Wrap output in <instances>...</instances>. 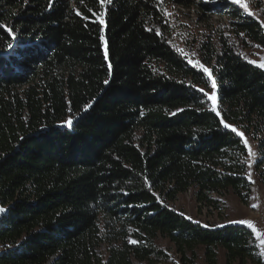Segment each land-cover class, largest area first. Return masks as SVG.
Instances as JSON below:
<instances>
[{
    "label": "trees",
    "instance_id": "16d2710c",
    "mask_svg": "<svg viewBox=\"0 0 264 264\" xmlns=\"http://www.w3.org/2000/svg\"><path fill=\"white\" fill-rule=\"evenodd\" d=\"M164 2L0 0V264L253 255L246 225L204 224L173 202L247 201L239 131L258 144L264 184V69L248 59L264 47V0H249L253 12L171 0L202 20L228 15L198 32Z\"/></svg>",
    "mask_w": 264,
    "mask_h": 264
},
{
    "label": "rangeland",
    "instance_id": "374dc122",
    "mask_svg": "<svg viewBox=\"0 0 264 264\" xmlns=\"http://www.w3.org/2000/svg\"><path fill=\"white\" fill-rule=\"evenodd\" d=\"M232 1L238 6L244 8L247 12L254 11L252 5L249 3V0H239V2H236V0ZM164 3L168 6L167 10L169 13L174 14L175 17L177 16L180 21L189 27V32L191 30L192 32L206 30L211 25L223 24L229 19L228 15L225 13L223 15L210 14L207 15L205 20H202L200 18L201 9L199 11L194 5L188 8L175 4L174 2L172 3L171 0H165ZM186 33L187 32H185V34ZM185 53L189 56L188 58L192 64L200 68L201 64H197L198 60L193 56V54L190 51ZM248 59L251 62L255 61V64L258 66L259 64L264 63V47L255 48L251 53H249ZM213 91L216 93L217 110L219 105L218 85L216 89H212L210 86L207 90V95L210 96ZM210 101L213 106L212 100ZM238 133L242 132L239 131ZM242 137L243 140H247L248 146H250L252 151L255 153L254 156L248 155L247 157L248 178L253 185L250 196L246 202L239 201L235 197L227 196L217 206H200L194 200L192 193L189 191L186 194L179 195L173 204L190 218L204 224L210 222L221 225L225 223H239V221L242 220L251 221L252 227L244 223L239 224H244L252 230L255 236L254 253L251 256L241 259L233 258L231 260H226L225 257L218 256L217 259L211 262L200 260L199 264H264V255H261L262 249H264V184L258 181L257 172V163L262 157L257 142L244 135V133ZM253 204L257 205V207H252ZM257 233H259V235H257Z\"/></svg>",
    "mask_w": 264,
    "mask_h": 264
},
{
    "label": "snow or ice",
    "instance_id": "6c2138e0",
    "mask_svg": "<svg viewBox=\"0 0 264 264\" xmlns=\"http://www.w3.org/2000/svg\"><path fill=\"white\" fill-rule=\"evenodd\" d=\"M108 3L111 2V0H107ZM236 2H239V0H236ZM100 3L101 5H103L105 3V0H100ZM168 15H171V13H168ZM101 23H103V20L100 21ZM9 31H11L9 29ZM103 39V37H101ZM252 63H256L255 61H252ZM197 64H199V61H197ZM260 67L264 68V63H261L259 64ZM200 67H203L202 65H200ZM203 71L205 73H209V79H211V74L209 72V69L207 68H203ZM211 88L212 89H216L217 88V85H216V82L214 79H212V82H211ZM200 91H204L203 89H200ZM208 99L212 100L213 102V106H212V111L213 112H216L217 115H220L219 112H217L216 110V93L215 91L212 92V94L210 96H208ZM67 124H71V120H68L66 121ZM225 127H231L230 125H227L225 124ZM233 131H236V129L233 128ZM239 135L243 136V133H238ZM243 143L248 146V142L247 140H243ZM248 153H249V156H254L255 153L252 151L251 147L248 146ZM252 207H257V205L253 204ZM0 211H3L2 209H0ZM239 223H244V224H248L250 227H252V222L251 221H248V220H242V221H239ZM257 235H259V233H257ZM133 243H136V241H132ZM261 255H264V249H262V252H261Z\"/></svg>",
    "mask_w": 264,
    "mask_h": 264
}]
</instances>
